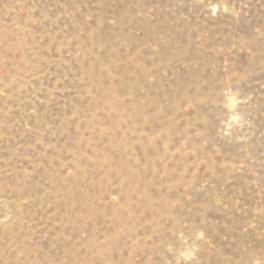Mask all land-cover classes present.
Masks as SVG:
<instances>
[{
  "label": "rangeland",
  "instance_id": "rangeland-1",
  "mask_svg": "<svg viewBox=\"0 0 264 264\" xmlns=\"http://www.w3.org/2000/svg\"><path fill=\"white\" fill-rule=\"evenodd\" d=\"M0 264H264V0H0Z\"/></svg>",
  "mask_w": 264,
  "mask_h": 264
}]
</instances>
